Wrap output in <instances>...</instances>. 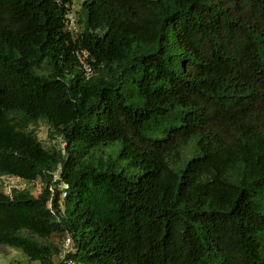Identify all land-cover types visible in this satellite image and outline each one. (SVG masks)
Here are the masks:
<instances>
[{
  "label": "trees",
  "instance_id": "trees-1",
  "mask_svg": "<svg viewBox=\"0 0 264 264\" xmlns=\"http://www.w3.org/2000/svg\"><path fill=\"white\" fill-rule=\"evenodd\" d=\"M73 1L0 0V177L41 182L0 188V245L264 264V0H82L71 32Z\"/></svg>",
  "mask_w": 264,
  "mask_h": 264
},
{
  "label": "built area",
  "instance_id": "built-area-1",
  "mask_svg": "<svg viewBox=\"0 0 264 264\" xmlns=\"http://www.w3.org/2000/svg\"><path fill=\"white\" fill-rule=\"evenodd\" d=\"M75 1V0H74ZM73 1V3H75ZM66 25L68 27V30L71 32H77L78 31V26L76 23V17L72 14V11H68V13L66 14V19H65ZM77 55L80 58V62L82 64V67L86 73V75H91L93 73V67L92 65L87 61V58L89 56V52L86 50H78L77 51ZM62 147H64L65 142L63 140H60ZM3 180L4 185L6 188H8L9 191H6V193H10L12 188H22V184L25 183L24 185L26 186V182H23L21 178L16 177V176H10V175H6V176H2L1 177V181ZM0 181V182H1ZM69 188V184L64 181L60 175V170L58 169L54 175H53V185H51L50 190L52 192V196L55 194L56 190H60L61 191V198H64L67 196V191ZM48 207L52 208V204H51V200L48 202ZM72 245V238L70 235H68L65 238L64 241V253L65 250L70 249V246ZM65 262V264H75L74 261H72L71 259L69 260H63ZM60 262L62 261H58L55 262L54 264H60Z\"/></svg>",
  "mask_w": 264,
  "mask_h": 264
},
{
  "label": "rangeland",
  "instance_id": "rangeland-1",
  "mask_svg": "<svg viewBox=\"0 0 264 264\" xmlns=\"http://www.w3.org/2000/svg\"><path fill=\"white\" fill-rule=\"evenodd\" d=\"M82 0H75V3L72 7V13H76V10L80 9V3ZM33 128V127H32ZM38 137L45 143L46 146H51L53 144L52 138L49 136V126L45 122L39 123L37 126ZM1 181V178H0ZM25 183L22 184V188H25ZM26 187L33 189L34 193H37L41 190V182L40 180L26 185ZM0 188H2L5 192L9 191L8 188L5 187L3 180L0 182ZM54 239L58 240L57 237ZM0 264H41L39 261H32L29 257L22 252V250L11 247L8 245H0Z\"/></svg>",
  "mask_w": 264,
  "mask_h": 264
},
{
  "label": "clouds",
  "instance_id": "clouds-1",
  "mask_svg": "<svg viewBox=\"0 0 264 264\" xmlns=\"http://www.w3.org/2000/svg\"><path fill=\"white\" fill-rule=\"evenodd\" d=\"M74 2H75V1H74ZM73 4H74V3H73ZM71 7H73V5H72ZM72 14L75 16V14H74V13H72ZM5 176H6V175H5ZM10 176H11V175H10ZM1 177H2V176H1ZM1 177H0V178H1ZM16 177H17V176H16Z\"/></svg>",
  "mask_w": 264,
  "mask_h": 264
}]
</instances>
